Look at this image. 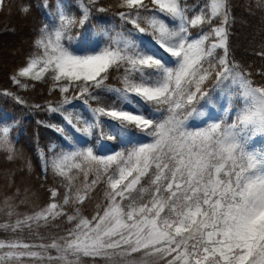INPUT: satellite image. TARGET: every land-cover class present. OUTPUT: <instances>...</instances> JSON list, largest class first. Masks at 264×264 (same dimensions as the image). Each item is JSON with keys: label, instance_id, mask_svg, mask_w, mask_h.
<instances>
[{"label": "snow or ice", "instance_id": "1", "mask_svg": "<svg viewBox=\"0 0 264 264\" xmlns=\"http://www.w3.org/2000/svg\"><path fill=\"white\" fill-rule=\"evenodd\" d=\"M98 4L80 0L79 20L58 8L10 78L26 89L22 78L47 77L63 96L47 111L60 113L85 136L97 128L104 135L106 125L108 139L119 137L131 147L97 155L90 146L55 152L52 145L45 170L59 178L63 194L50 188L49 202L30 213L18 212L14 198H6L0 212L8 219L0 230L34 231L62 217L72 226L39 243L0 239V264H82L84 258L102 264H264V146L257 147L264 145V84L231 55L230 0H205L198 9L184 0H120V20L151 40L137 43L132 31H121L105 33L103 47L73 49L72 28ZM256 6L264 10V0ZM113 69H123L119 88L106 83ZM100 92L114 93L115 102L102 103ZM210 92L226 98L223 115H212ZM2 94L24 103L12 92ZM73 99L88 105L91 121L64 108ZM196 120L204 126L189 123ZM10 132L0 126V150L11 160ZM101 184L103 202L89 218L81 206Z\"/></svg>", "mask_w": 264, "mask_h": 264}, {"label": "trees", "instance_id": "2", "mask_svg": "<svg viewBox=\"0 0 264 264\" xmlns=\"http://www.w3.org/2000/svg\"><path fill=\"white\" fill-rule=\"evenodd\" d=\"M84 2L87 4V0ZM184 2L190 8L198 9L205 0ZM119 3L120 0H99V4L92 7L88 20L82 26L77 23L72 28L73 39L70 46L73 49L103 47L109 42L105 33L114 34L121 31L126 34L132 31L131 38L137 43L150 41L148 34L137 33L130 24L120 20L118 13L123 9L119 7ZM256 3L257 0H230L234 22L229 43L232 57L251 73V78L256 83L264 84V56L260 55L264 52V10L257 8ZM25 7L27 12L22 10ZM98 7H104L107 11L99 12L96 10ZM58 8H63L77 20L83 15L80 0H4V8L0 11V126L10 127V138L15 148L11 160L8 159L7 151L0 150V206L6 198L13 197L20 213H30L45 206L49 202L50 188L58 187L63 194L64 189L59 178L53 175L50 167L45 170V160L53 155V151H50L52 145H56L55 152L61 149L69 150L72 146H90L97 155H110L131 147L127 140L122 141L119 137L108 139L110 130L106 125H102L104 135H101L100 129L97 128L93 129L90 136H85L67 125L60 113L47 111L49 103L58 106L63 99L58 90H51V81L47 77L44 81L22 78L23 82L30 85L26 89L11 80L10 77L25 65L27 58L35 51L34 41L39 29L43 24L55 20ZM192 31L196 34L199 29ZM122 75L123 69L110 70L106 83L113 88H119L122 86ZM208 87L211 88V82ZM5 90L20 97L24 103L2 94ZM99 95L104 104H112L116 100L112 92H100ZM210 96L209 109L212 115H223L220 109L226 98L218 92H210ZM89 104L92 107L97 106L96 101L89 100ZM36 105L40 107L36 108ZM64 108L74 115L81 116L83 120L91 121L93 118L88 105H85L82 99H73L71 104L64 105ZM228 119L231 120V116ZM189 123L196 127L204 126L201 120ZM49 125L64 127L65 133L61 134ZM67 137H71V140ZM262 146L264 145L257 142L258 148ZM103 187L102 184L99 185L91 194V198L81 206L83 215L91 218L96 212V205L103 202ZM21 200H25V203L21 204ZM7 219L4 213L0 212V222ZM71 226L62 217L52 225L42 226L34 231L24 230L14 234L0 230V239L7 240L18 236L26 241L39 243L41 238L46 241L52 236L63 234ZM82 264L102 262L84 258Z\"/></svg>", "mask_w": 264, "mask_h": 264}]
</instances>
